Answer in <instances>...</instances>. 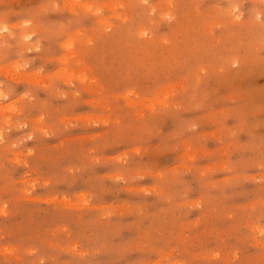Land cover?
<instances>
[{
    "label": "rangeland",
    "instance_id": "1",
    "mask_svg": "<svg viewBox=\"0 0 264 264\" xmlns=\"http://www.w3.org/2000/svg\"><path fill=\"white\" fill-rule=\"evenodd\" d=\"M0 264H264V0H0Z\"/></svg>",
    "mask_w": 264,
    "mask_h": 264
},
{
    "label": "bare ground",
    "instance_id": "2",
    "mask_svg": "<svg viewBox=\"0 0 264 264\" xmlns=\"http://www.w3.org/2000/svg\"><path fill=\"white\" fill-rule=\"evenodd\" d=\"M1 95H2V94H0V98L2 97Z\"/></svg>",
    "mask_w": 264,
    "mask_h": 264
}]
</instances>
